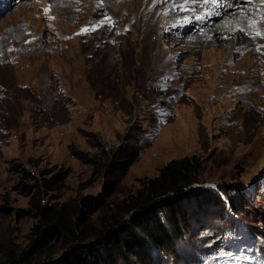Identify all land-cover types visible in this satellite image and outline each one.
Instances as JSON below:
<instances>
[{"label":"rangeland","instance_id":"1","mask_svg":"<svg viewBox=\"0 0 264 264\" xmlns=\"http://www.w3.org/2000/svg\"><path fill=\"white\" fill-rule=\"evenodd\" d=\"M142 1L0 0V206L11 209L0 211V261L8 249L25 245L33 223L22 212L27 197L12 189L14 164L34 173L67 171L63 187L52 193V201L61 202L95 196L106 181H117L112 198H121L169 160L195 155L204 166L201 185L211 196L221 186L237 189L228 199L220 194L224 205L215 202L192 217L183 237L151 251L153 264H264V61L257 46L264 19L247 0H218V8L202 4L193 10L185 0ZM225 1L244 6L229 13ZM201 13L220 25L243 13L251 31L234 50L223 46L216 59L205 32L186 21ZM89 16L94 27L82 32ZM163 17L172 18L160 34ZM204 50L214 75L224 66V78L214 105L200 112L196 91ZM237 65L257 67L261 78L242 72L247 97L227 102ZM214 83L215 76L210 91ZM130 133L141 145L139 156L116 179L93 176L69 151L72 145L94 155L90 135L115 148ZM87 215L89 223H98L103 211Z\"/></svg>","mask_w":264,"mask_h":264},{"label":"trees","instance_id":"2","mask_svg":"<svg viewBox=\"0 0 264 264\" xmlns=\"http://www.w3.org/2000/svg\"><path fill=\"white\" fill-rule=\"evenodd\" d=\"M88 139L97 151L94 155L72 145L69 151L91 167L93 176L116 179L139 156L141 145L131 133L115 148H105L93 134ZM203 171L195 155L175 158L155 176L139 178V187L121 198H112L117 181H106L95 196L57 202L52 201V193L63 187L67 171L34 173L16 163L11 168L17 177L12 189L27 197L22 212L33 223L25 245L8 249L0 264H153L151 251L163 250L170 240L183 237L192 217H199L215 202L222 205L220 194L228 199L233 188L221 186L211 196L201 185ZM10 210L0 206L3 213ZM98 210L103 211L98 223H89L87 212Z\"/></svg>","mask_w":264,"mask_h":264},{"label":"bare ground","instance_id":"3","mask_svg":"<svg viewBox=\"0 0 264 264\" xmlns=\"http://www.w3.org/2000/svg\"><path fill=\"white\" fill-rule=\"evenodd\" d=\"M144 1V0H143ZM142 1V2H143ZM228 1V0H227ZM239 1L241 0H236L237 3H239ZM141 2V4H142ZM226 2V1H225ZM223 2V3H225ZM252 3H250L253 7V6H256V8H258L257 10H259V12L261 13L260 17L262 19H264V0H251ZM71 4V3H70ZM204 4L202 2V0H189V2L185 3V6H189L191 10L193 9H196V8H199L201 7V5ZM249 4V3H248ZM73 6V5H72ZM146 7L150 6V4L148 5H145ZM226 6H229L231 7L230 9L233 10L234 7H242L244 5H241L240 4H228V2H226ZM247 6V5H246ZM250 7V8H251ZM222 8V7H221ZM220 10V9H219ZM235 11H241L239 9H234L233 11H230L229 13H234ZM256 11V10H255ZM192 12V11H191ZM228 12V11H226ZM76 13V12H75ZM170 15L172 14V11L171 12H168ZM238 13V12H237ZM256 13V12H255ZM254 13V14H255ZM82 14V13H81ZM80 14V15H81ZM215 14V13H214ZM218 14L220 15V11L218 12ZM258 14V13H257ZM194 15V14H193ZM210 15V13H207V14H203L201 13L200 15L197 14L196 16L194 15L193 18H190L191 16H189V19H186V21L188 20V22L190 23L191 21L193 23H196L198 25L197 29L198 31H202L205 32V35L203 36V40H204V43H211L210 45V53H213L215 54V58L217 59L218 57H220V54H221V51L223 50V46H227L226 48L228 49V51H232L236 48V46L238 45L237 43L239 42L238 39H240L241 37H243V35H246L248 32L247 31H251V29L247 28L245 25V23H248L246 22L245 20V17L246 15L245 14H241L240 17L237 16V19L239 20H242V24L236 20H232L231 17H227L226 18V23H223V25H220L218 24V22H216L215 20L213 19H209L207 16ZM222 15V14H221ZM234 15V14H233ZM253 16V15H252ZM197 17H202L200 19H197ZM259 17V16H258ZM257 17V18H258ZM172 18V17H171ZM171 18H162L160 20V23H159V32L160 34H162L163 30L168 27L167 24L170 25V19ZM255 18V17H254ZM259 19V18H258ZM93 18L92 17H88L86 18V21H85V24H84V27L85 29H90L92 27H94V21H92ZM102 20V19H101ZM101 20L97 21V22H100ZM174 20V19H173ZM253 20V21H252ZM250 21L252 22H256L255 19H252ZM169 21V22H168ZM259 22V21H258ZM192 23V24H193ZM239 24L238 26L240 27H236L237 25L236 24ZM251 24V23H250ZM77 25V24H76ZM219 25V27H218ZM236 25V26H235ZM261 27L259 28V30H261L262 32L264 31V24H262V21L261 23L259 24ZM215 26H217L218 28H216ZM150 27V26H149ZM263 27V28H262ZM258 30V29H256ZM148 31V30H147ZM170 35L172 36H178L181 34L179 32H169ZM159 34V35H160ZM167 34V33H166ZM200 34V33H199ZM143 36V35H142ZM147 37V36H146ZM197 37V36H196ZM246 37V36H245ZM148 39V38H147ZM229 40V41H228ZM226 41H228V44H225ZM251 41V40H250ZM145 42H143L144 44ZM132 44H135L137 45L138 42L135 41V43L133 42ZM144 46V45H143ZM242 46V45H241ZM252 46V45H251ZM258 46V52H259V58L261 61H264V39L261 41L260 44H257ZM206 50H204V58L202 59V72L201 75H200V78L202 79V86L200 87V89H198L196 91V96H197V104L200 105V112H203V111H206L207 112V109L205 108L206 107V104L209 105L207 106L208 109H210L214 104V101L213 99L215 100V98L218 96V87H219V84L220 82L222 81V79L224 78L223 77V74L221 73L224 69V66H222V70H220V68L218 67V69L216 70L215 72V75H214V70L212 68V63L206 58L207 54H206ZM83 55V54H82ZM145 56V55H144ZM89 57V56H87ZM90 59V58H89ZM88 59V60H89ZM259 60V61H260ZM82 65V64H81ZM239 65H237L238 67ZM45 69V68H44ZM213 70V71H212ZM257 67H254V66H245L243 68H240V66L238 67V70L232 74L231 76V79H230V85L227 87L228 89L226 90L227 93V102H231L233 101L234 99H246L247 95H244L243 93H245L247 91V88L245 86H242L240 84V80H241V77L244 76L245 73H247L249 75L250 72H252L251 74L255 77H260L259 75V70ZM244 74H243V73ZM79 76V75H78ZM215 76V85L213 87H211V91H210V81L212 79V77ZM230 76V75H229ZM250 76V75H249ZM253 87V86H252ZM23 89V88H22ZM210 91L212 93V99H208L207 96L205 97L206 95V92ZM27 91H25L26 93ZM224 105H226V102L223 103ZM223 105V106H224ZM210 107V108H209ZM215 108V107H214ZM205 112V114H206ZM210 115H213V112L212 110H210L209 112ZM190 118V116H189ZM212 118V117H211ZM210 119V118H209ZM191 121V119L189 120V122ZM209 123H210V120H209Z\"/></svg>","mask_w":264,"mask_h":264},{"label":"snow or ice","instance_id":"4","mask_svg":"<svg viewBox=\"0 0 264 264\" xmlns=\"http://www.w3.org/2000/svg\"><path fill=\"white\" fill-rule=\"evenodd\" d=\"M158 2H160V0H154V3H158ZM187 2H189V0H185V3H187ZM202 2L205 5L212 4V5H214L217 8L220 6L218 0H202ZM247 2L251 3V0H247ZM178 7H179L180 10H185L183 4L179 5ZM45 12H47V9H45ZM200 18H202V17H197V19H200ZM108 19H110V18H108ZM101 23H103V21ZM85 31H88V29H82V32H85ZM257 35H264V33H259L258 32Z\"/></svg>","mask_w":264,"mask_h":264}]
</instances>
